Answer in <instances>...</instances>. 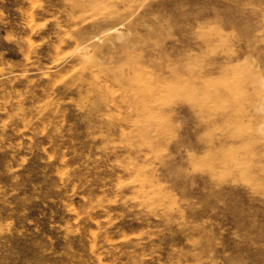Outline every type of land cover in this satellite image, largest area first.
Returning a JSON list of instances; mask_svg holds the SVG:
<instances>
[{
    "label": "rangeland",
    "instance_id": "1",
    "mask_svg": "<svg viewBox=\"0 0 264 264\" xmlns=\"http://www.w3.org/2000/svg\"><path fill=\"white\" fill-rule=\"evenodd\" d=\"M263 78L264 0H0V264H264Z\"/></svg>",
    "mask_w": 264,
    "mask_h": 264
},
{
    "label": "bare ground",
    "instance_id": "2",
    "mask_svg": "<svg viewBox=\"0 0 264 264\" xmlns=\"http://www.w3.org/2000/svg\"><path fill=\"white\" fill-rule=\"evenodd\" d=\"M115 30H116V29H115ZM80 49H81V48H80ZM263 79H264V78H263ZM262 81H263V80H262ZM261 83H263V82H261ZM262 87H263V86H262ZM262 98H264L263 94H262ZM259 100H260V99H259ZM261 102H262V101L260 100V104H261ZM263 104H264V101H263ZM263 104H262V105H263ZM261 108H262V107H260V109H261ZM256 109H257V108H256ZM262 110H264V108H263ZM262 110H260L259 112H261ZM262 112H264V111H262ZM262 121H263V120H262ZM263 122H264V121H263ZM263 122H262V123H263ZM258 126H259V125H258ZM261 126L263 127V125H261ZM262 127H261L260 129H263V132H264V128H262ZM258 129H259V128H258ZM258 131H260V130H258ZM261 131H262V130H261ZM263 132H262V133H263ZM146 133H147V132H146Z\"/></svg>",
    "mask_w": 264,
    "mask_h": 264
}]
</instances>
